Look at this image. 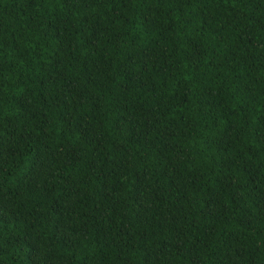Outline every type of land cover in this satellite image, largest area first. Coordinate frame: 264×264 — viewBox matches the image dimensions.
<instances>
[{
    "label": "trees",
    "instance_id": "trees-1",
    "mask_svg": "<svg viewBox=\"0 0 264 264\" xmlns=\"http://www.w3.org/2000/svg\"><path fill=\"white\" fill-rule=\"evenodd\" d=\"M0 264H264V0H0Z\"/></svg>",
    "mask_w": 264,
    "mask_h": 264
}]
</instances>
